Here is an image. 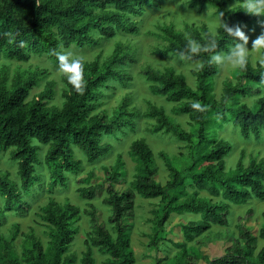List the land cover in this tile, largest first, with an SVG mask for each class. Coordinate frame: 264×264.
Instances as JSON below:
<instances>
[{"label":"trees","instance_id":"trees-1","mask_svg":"<svg viewBox=\"0 0 264 264\" xmlns=\"http://www.w3.org/2000/svg\"><path fill=\"white\" fill-rule=\"evenodd\" d=\"M234 0H190L193 7L211 6L221 21L234 26L238 21L250 22L254 15L245 7L230 9ZM153 0H40L30 4L29 0H0V55L9 60L25 61L31 54H54L61 47H84L96 42L93 32L101 37L112 38L119 31L133 34L139 28L131 22L130 16H141L145 6ZM223 13V16H221ZM162 37L169 43L160 53L173 54L199 64L193 72L196 88H192L184 75L172 69L159 71L148 68L146 79L155 95L167 101L180 103L176 113L188 115L193 130L188 132L170 118L163 108L152 106L148 116L157 120L154 132L173 134L186 142L188 154L181 155L184 166L175 162L165 152L161 159L170 173V179L162 185L155 182L157 175L155 154L142 139L131 144L130 154L137 162V172L131 187L119 193L113 187L107 189L103 203L112 209L109 222L116 236L102 225H95V236L87 242V250L81 264H95L93 247L109 256L107 264H135L136 256L132 247L131 228L125 225L126 217L133 214L135 197L159 199L154 223L151 247L159 249V241L164 239L166 226L172 215L192 214L199 220L183 227L185 242L174 244L179 249L178 259L172 264H196L194 260H204L206 264H264V226L259 231L263 245L259 249L258 237L247 229L239 227V237L226 253L216 259L203 255L189 243L211 230L213 226L229 223L231 205H245L252 198L264 200V162L252 160L246 167L244 156L233 172L227 171L226 158L232 151V144L218 137V133L230 122L241 135L249 139L252 135L261 138L264 131V96L251 108L242 98L259 96L264 89V65H253L250 57L236 84L225 85L223 94L217 100L213 94V81L218 75V64L212 57L215 53L227 52L233 38L225 32L223 25L217 35L206 32L202 36L193 27H187L188 37L176 31L172 25L161 29ZM191 37L202 45H207L214 37L217 48L202 47L198 53H191L187 47ZM128 52H115L103 64L99 59L83 63V82L77 88L65 78L67 89L63 92L61 109H50L44 99L50 97L49 90L39 98L29 102L33 80L17 82L11 89L0 87V150L13 149L12 156L19 163V175L23 194L30 192L38 181L36 165L40 147L49 146L45 163L50 171L51 187H66L68 173H77L80 161L75 158L73 147L82 150L89 162H94L107 151L102 143L103 135H116L132 122L124 116L132 117L125 108H120L112 120L92 113L93 103L102 86L111 79H122L119 66L130 61ZM199 104L200 107H195ZM116 129V130H115ZM124 162L118 157L112 167L111 179L118 181L122 176ZM98 186L79 188L83 198L94 199ZM206 192L210 198L201 196ZM0 194L6 199L0 208L1 219L6 212L15 211L22 205V194L7 178L0 176ZM218 199L219 201H214ZM41 218L48 224L49 244L47 248L30 236L31 245L26 247L21 259L9 256L10 264H75V258L66 256L69 246L77 234L75 223L81 218V210L72 204L61 205L51 200L41 208ZM92 222L95 211L90 213ZM264 218V213H263ZM18 229L14 233V238ZM156 264H161L158 261Z\"/></svg>","mask_w":264,"mask_h":264},{"label":"rangeland","instance_id":"rangeland-1","mask_svg":"<svg viewBox=\"0 0 264 264\" xmlns=\"http://www.w3.org/2000/svg\"><path fill=\"white\" fill-rule=\"evenodd\" d=\"M40 0H29L30 4ZM71 2L73 0H65ZM230 9L245 7V0H234L230 3ZM250 22L238 21L236 24L244 26L245 33L249 36L248 47L253 65H264V47H254L252 44L262 32H264V14H253ZM131 22L139 28V33L133 34L127 31H119L115 37H101L98 32H93L96 40L93 44L84 47H61L57 56L50 53L41 55L31 54L25 61L9 60L0 55V87L11 89L17 82L25 83L33 80L28 101H34L49 90L50 97L44 102L50 109H61L64 103L63 92L67 89L66 74L60 69L58 54L65 53L79 57L83 63H92L99 59L103 64L115 52H128L130 61L119 66L122 79H111L99 90L93 103L92 113L105 116L108 120L114 118V114L120 108L133 114L132 117L124 116L125 120L132 122V127L125 126L116 135H103L102 143L107 151L101 154L94 162H89L86 154L77 147H73L75 158L80 161V169L77 173H68L67 186L51 187L50 171L45 163V157L49 146L38 144L40 147L38 164L35 175L38 181L30 192L23 194L21 178L19 175V163L12 156L13 149L0 150V176L7 177L22 194V205L15 211L6 212L0 225V264H10L9 256L16 255L21 259L26 247L31 245L30 236H34L44 248L48 247L49 228L41 218V208L51 200L65 205L67 203L77 206L81 210V218L75 223L77 234L74 242L69 246L66 256L75 258V264H81L84 253L87 250L86 243L91 242V236H95V225H102L116 236L113 225L109 222L112 214L111 207L103 203L107 196V189L113 187L119 193L131 187L137 172V162L130 154L131 144L135 140H144L155 154L157 175L155 182L166 184L170 179L164 161L160 157L161 152L168 154L175 162L182 160L181 155L188 154L186 142L178 140L173 134L164 131L155 133L157 120L148 116L152 106L163 108L166 114L181 127L190 132L193 130L188 115L176 113L180 103L167 101L165 97L152 93L145 76V71L152 68L159 71L174 70L177 74L184 75L189 85L196 88V78L193 74L199 64L191 63L183 57L169 54L164 56L160 52L168 47V42L162 37L161 28L172 25L176 31L182 32L188 37L187 27H193L202 36L206 32L217 35L222 26V21L211 6L193 7L190 0H153L152 4L145 6L143 15L130 16ZM231 47V46H230ZM224 54V53H223ZM221 54V55H223ZM218 64V63H217ZM218 75L213 81V94L219 100L223 94L225 85L236 84L241 74V67L231 63L218 64ZM261 95L245 97L241 102L253 108ZM116 130V129H115ZM218 137L232 144V151L226 158L227 171L233 172L239 160L244 156L243 163L247 167L252 160L264 162V131L261 138L252 135L244 138L238 128L230 122L219 131ZM118 157L124 162L118 181L111 179L112 167ZM184 166V162H180ZM98 186L99 189L94 199L83 198L79 194V188ZM201 196L210 198L206 192ZM133 214L125 218V225L131 228L132 247L136 256L135 264H172L178 259L179 249L174 244L186 241L183 227L189 222L199 220V216L192 214L172 215L167 226L164 239L159 241V249L151 247L154 236V223L159 199H144L136 196ZM214 201H219L214 199ZM6 199L0 194V208H4ZM95 211L96 220L92 222L90 213ZM229 223L225 226H213V228L201 237L189 243L188 246L198 248L203 255L210 259L223 256L239 237V227L247 229L253 236L258 237L259 249L263 245L259 238V231L264 226V200L252 198L245 205H231ZM18 233L14 238V233ZM95 264H107L109 256L99 251L94 246ZM196 264H206L204 260H194Z\"/></svg>","mask_w":264,"mask_h":264},{"label":"clouds","instance_id":"clouds-1","mask_svg":"<svg viewBox=\"0 0 264 264\" xmlns=\"http://www.w3.org/2000/svg\"><path fill=\"white\" fill-rule=\"evenodd\" d=\"M245 10L253 14H264V0H245ZM221 16H223V13H221ZM222 25L225 32L233 38L232 44L227 52H224L223 55L215 53L212 59L222 65L231 63L234 66H245L248 61L249 36L245 33L244 26L239 23L234 26H229L224 21H222ZM187 47L191 53L195 54L202 47L216 49L217 42L212 37L207 45H202L201 42L189 37ZM254 47H264V32L254 39L252 48ZM58 61L60 69L66 74L67 79L77 88H80L83 82V61L79 57L65 53L58 54ZM195 107L199 108L200 105L196 104Z\"/></svg>","mask_w":264,"mask_h":264}]
</instances>
